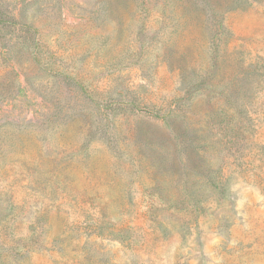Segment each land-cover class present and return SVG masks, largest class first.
Segmentation results:
<instances>
[{
  "label": "rangeland",
  "instance_id": "1",
  "mask_svg": "<svg viewBox=\"0 0 264 264\" xmlns=\"http://www.w3.org/2000/svg\"><path fill=\"white\" fill-rule=\"evenodd\" d=\"M0 264H264V0H0Z\"/></svg>",
  "mask_w": 264,
  "mask_h": 264
}]
</instances>
